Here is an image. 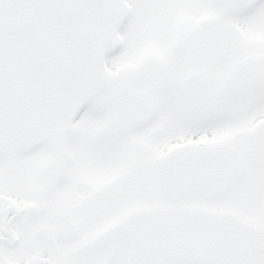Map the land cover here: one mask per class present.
I'll list each match as a JSON object with an SVG mask.
<instances>
[{
	"label": "snow or ice",
	"instance_id": "6c2138e0",
	"mask_svg": "<svg viewBox=\"0 0 264 264\" xmlns=\"http://www.w3.org/2000/svg\"><path fill=\"white\" fill-rule=\"evenodd\" d=\"M0 264H264V0H0Z\"/></svg>",
	"mask_w": 264,
	"mask_h": 264
}]
</instances>
